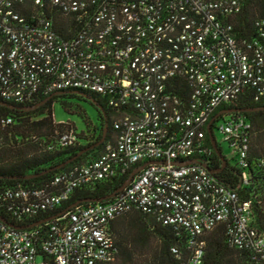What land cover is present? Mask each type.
<instances>
[{
    "label": "built area",
    "instance_id": "obj_1",
    "mask_svg": "<svg viewBox=\"0 0 264 264\" xmlns=\"http://www.w3.org/2000/svg\"><path fill=\"white\" fill-rule=\"evenodd\" d=\"M245 1L47 0L50 11L71 22V35L63 36L52 17H25L12 0H0V100L27 105L40 95L78 89L102 96L116 113L114 144L57 176L55 183L64 182L60 193L14 188L4 201L20 200L23 213L52 208L75 187L156 162L111 202L68 212L42 236L0 221V264L112 262L109 224L133 208L186 231L192 251L186 264L202 263V236L219 225L231 245L247 253V264H264V232L255 225L253 202L209 171L215 152L207 145L210 124L214 139L217 131L238 167L246 168L251 122L218 110L249 89L255 102L264 101V18L254 21L250 37H239L233 23ZM76 140L68 132L58 142ZM240 184H249L245 171ZM8 209L19 216L12 204Z\"/></svg>",
    "mask_w": 264,
    "mask_h": 264
},
{
    "label": "trees",
    "instance_id": "obj_2",
    "mask_svg": "<svg viewBox=\"0 0 264 264\" xmlns=\"http://www.w3.org/2000/svg\"><path fill=\"white\" fill-rule=\"evenodd\" d=\"M42 2V7H39L34 6V0H12V6L25 17L43 12L44 16L52 17L55 21L57 33L70 36L69 19L60 16L56 11H50L47 0ZM260 18H264V0H246L242 12L233 19L238 36L254 35L253 23ZM254 91L249 89L218 109L229 111L258 108L255 111L242 113L252 125L246 168L240 169L234 158L226 159L218 146L226 160V165L223 166V162L214 153L209 169L214 172L213 175L217 179L228 188L237 191L243 199L252 200L255 225L264 232V101L255 102ZM57 92L60 93L40 95L27 105H14L0 100L1 198L7 189L14 188L58 194L64 189V182L55 183L57 176H62L74 167H80L97 159L108 144H114L116 131L113 122L116 113L108 107L105 98L78 89ZM73 98L87 102L98 111L99 125L94 138L88 139L82 133L74 132L69 125L54 121L53 104L60 102L66 111H70L67 100ZM7 119L11 122L6 124ZM68 132L75 133L76 142L68 146L60 145L59 138ZM210 144L207 140V145L211 146ZM82 151L84 152L81 153ZM243 171L249 178V184L245 186L240 184ZM131 172L132 170L123 176L75 187L69 197L58 205L52 208H40L34 212L23 213L20 200L4 201V198H0V216L10 224L35 230L42 236L51 222L68 212L90 204L111 202L119 193L113 197L109 196L123 185ZM33 199V196H30L31 204L34 203ZM88 199L100 201L87 202ZM77 202L80 203L74 206ZM11 204L13 209H18L19 216L13 215L8 209ZM62 212L63 214L59 215ZM47 219L50 220L35 225ZM126 224L137 228L134 237L131 238L125 233ZM109 228L115 242V259L105 264H186L191 257L192 251L187 247L186 231L177 225L158 222L151 212L142 208H133L114 218ZM202 239L205 242V255L201 264L248 263L247 253L235 248L229 242L225 225H219L205 233ZM153 242L154 248L151 245ZM149 247L153 250L147 255L145 249Z\"/></svg>",
    "mask_w": 264,
    "mask_h": 264
},
{
    "label": "rangeland",
    "instance_id": "obj_3",
    "mask_svg": "<svg viewBox=\"0 0 264 264\" xmlns=\"http://www.w3.org/2000/svg\"><path fill=\"white\" fill-rule=\"evenodd\" d=\"M67 102L70 111H66L60 102H55L53 104L54 121L69 125L74 132L77 134L82 133L88 139L94 138V136L97 135L96 130L99 125L98 111H96L90 104L83 100L73 98L68 99ZM214 135L219 147L223 151L225 158L231 160L233 155L227 145L221 143V137L217 131H214ZM124 231L127 235L131 236V238L137 234V228H133L127 224L124 226ZM154 244V242L151 244L153 248ZM152 247H149L147 250L145 249V253H147V255L151 254L153 250ZM40 260L41 259L38 258V261Z\"/></svg>",
    "mask_w": 264,
    "mask_h": 264
},
{
    "label": "water",
    "instance_id": "obj_4",
    "mask_svg": "<svg viewBox=\"0 0 264 264\" xmlns=\"http://www.w3.org/2000/svg\"><path fill=\"white\" fill-rule=\"evenodd\" d=\"M60 92H56L55 94L56 95H58ZM42 104V103H41ZM255 110H258V108H255V109H246V110H229V111H226L227 113L228 112H239V113H243V112H249V111H255ZM207 131H208V134H209V140H210V143H211V146H212V148H213V150H214V152H215V154L220 158V160L223 162V166H225L226 165V160H225V158L222 156V153H221V151L219 150V148H218V146H217V144H216V142H215V139H214V137H213V133H212V130H211V128H210V124L207 126ZM98 144V143H97ZM84 151H82L81 153H83ZM80 153V154H81ZM149 163H156V162H149ZM149 163H146V164H143L142 166H140V167H136L131 173H130V175L128 176V178L124 181V183H123V185L115 192V193H113L112 195H110L109 197H113L116 193H120V192H122L123 191V189L131 182V180H132V178L141 170V169H143L147 164H149ZM190 162L188 161V162H185V164H189ZM211 173H214V172H212L211 170H209ZM87 202H94V203H98L100 200H91V199H88V200H86ZM80 202H77L76 204H74V206L75 205H78ZM63 214V212L62 213H60L59 215H62ZM56 217V216H55ZM55 217H53V218H55ZM48 220H50V219H47V220H42V221H40V222H38V223H36L35 225H40V224H42V223H44V222H46V221H48ZM0 221L1 222H3V223H5V224H7L8 226H10V227H13V228H16V229H23L22 227H18V226H15V225H13V224H10V223H8L3 217H1L0 216Z\"/></svg>",
    "mask_w": 264,
    "mask_h": 264
}]
</instances>
